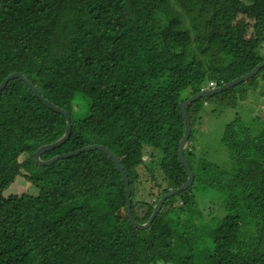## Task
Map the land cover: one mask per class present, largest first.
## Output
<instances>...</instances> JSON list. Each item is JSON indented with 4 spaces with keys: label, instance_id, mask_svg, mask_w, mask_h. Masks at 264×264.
Segmentation results:
<instances>
[{
    "label": "trees",
    "instance_id": "1",
    "mask_svg": "<svg viewBox=\"0 0 264 264\" xmlns=\"http://www.w3.org/2000/svg\"><path fill=\"white\" fill-rule=\"evenodd\" d=\"M263 61L264 0H0V83L20 71L71 116L69 138L41 158L95 143L109 148L128 175L140 223L188 178L178 159L183 102L209 81L221 86ZM260 86L264 92V66L191 102L188 142L204 102L236 108L239 97L258 99ZM78 94L89 104L80 117L73 112ZM66 125L21 78L3 89L0 264H264L263 117L237 115L225 124L221 140L231 164L218 174L204 163L198 175L186 146L193 184L165 200L144 229L129 221L121 173L105 151L36 162L35 150L58 140ZM144 146L152 157L161 151L167 183L150 188V201L137 199V181L152 166ZM19 176L30 188L6 195ZM197 182L222 200L215 226L200 222Z\"/></svg>",
    "mask_w": 264,
    "mask_h": 264
},
{
    "label": "rangeland",
    "instance_id": "2",
    "mask_svg": "<svg viewBox=\"0 0 264 264\" xmlns=\"http://www.w3.org/2000/svg\"><path fill=\"white\" fill-rule=\"evenodd\" d=\"M245 86L246 85H242L239 88V91L243 90L242 93L240 92L241 94L247 92V89L244 90ZM259 88L261 91L258 99H256L257 96H253L251 99H248L245 96L246 99L239 97L240 102L238 103L237 101L236 105L238 104V106H235L236 108L220 107L216 104L207 102L203 103L202 110H200L195 117L193 138L186 145L188 147V152L190 153V163L195 171L198 172V175L200 174L199 169L204 163L210 164L211 168L214 169L215 174L219 173V169H228L230 167L231 162L228 150L221 140L224 126L237 115H241L245 121L253 120L255 116H261L264 118V92L262 91V86ZM240 93L237 92L236 96H239ZM249 95H253V93L249 92ZM88 105V100L83 95L78 94L73 101V112L76 117L88 114ZM256 131L257 133L260 131L259 127ZM143 150L145 153V163H152V166L149 172L143 168L144 173L137 181V187L140 192L137 199L150 201L152 200L149 194L150 188L154 186V189L156 188L157 191V188L162 189L167 187V183L163 171L160 168L162 158L161 151L157 150L156 154L152 157L149 154L150 151L148 146H144ZM208 174L211 175L210 170L208 171ZM29 188L30 183L23 177L19 176L5 191V194H21ZM193 194L196 200V205L200 211V222L208 223L211 221L214 224L213 226H215L225 213L222 200L217 191L208 185L206 188L202 189L200 183L197 182L196 187L193 189ZM182 215H184V213H182ZM202 235H206V232L204 231ZM159 264H162V262ZM164 264L174 263L169 262Z\"/></svg>",
    "mask_w": 264,
    "mask_h": 264
},
{
    "label": "water",
    "instance_id": "3",
    "mask_svg": "<svg viewBox=\"0 0 264 264\" xmlns=\"http://www.w3.org/2000/svg\"><path fill=\"white\" fill-rule=\"evenodd\" d=\"M264 66V61L263 62H260L259 64H257L252 70H250L249 72L237 77V78H234L232 79L231 81L229 82H226L224 83L223 85L221 86H215V87H212L210 89H205V90H201L199 91L198 93L194 94V95H191L189 98H187L183 104H182V113H183V118H184V135L180 141V145H179V148H178V159L180 161V163L185 167L187 173H188V178L187 180L181 184L180 186L176 187V188H173L171 190H169L168 192H166L165 194H163L160 199L156 202L154 208H153V211L149 217V219L144 222V223H140L138 222L134 215H133V212H132V200H131V187H130V181H129V178H128V175L123 167V165L121 164V161L119 160V158L117 157V155L111 151L109 148L105 147L104 145L100 144V143H95V144H91V145H86V146H83L77 150H73V151H70V152H65V153H60V154H57L49 159H42L41 158V155L46 152V151H49L51 149H54L58 146H60L61 144H63L70 136L71 134V131H72V122H71V116L69 114V112L55 104H53L51 101H49L48 99H46L42 93L39 91V89L37 88L36 85H34L31 80L26 77L22 72L20 71H16V72H12L10 73L9 75H7L3 80L2 82L0 83V97H1V94H2V91L3 89L5 88V86L7 85V83L12 80L13 78H21L25 84L29 87V89L35 94L36 97H38V99L40 101H42L46 106H48L49 108L59 112V113H62L66 119V122H67V125H66V129L63 133V135L56 141L54 142H51V143H47V144H43L41 146H39L35 152H34V158L36 160V162L40 165H50L52 164L53 162H55L56 160L58 159H61V158H65V157H69V156H72V155H77L81 152H84V151H89V150H94V149H99V150H103L105 151L107 154L110 155V157L114 160L117 168L119 169L120 173H121V176H122V179H123V182H124V185H125V188H126V192H127V200H126V212H127V216H128V219L129 221L131 222V224H133L134 226L138 227V228H141V229H144V228H147L151 225V223L153 222V220L155 219L156 215L158 214V212L161 210L165 200H167L168 198L176 195L177 193L183 191V190H187L194 182V173L192 171V168L190 166V163L187 159V156L185 155V147L189 141V137H190V134H191V120H190V117H189V114H188V107H189V104L191 102H193L194 100L196 99H199V98H205V97H208V96H211L213 94H216V93H220L224 90H227L235 85H237L238 83L244 81V80H247L249 78H251L252 76H254L261 67Z\"/></svg>",
    "mask_w": 264,
    "mask_h": 264
},
{
    "label": "built area",
    "instance_id": "4",
    "mask_svg": "<svg viewBox=\"0 0 264 264\" xmlns=\"http://www.w3.org/2000/svg\"><path fill=\"white\" fill-rule=\"evenodd\" d=\"M213 86H216L215 82H213V81H209V82L207 83V85L202 86L201 90H204V89H207V88H211V87H213Z\"/></svg>",
    "mask_w": 264,
    "mask_h": 264
},
{
    "label": "clouds",
    "instance_id": "5",
    "mask_svg": "<svg viewBox=\"0 0 264 264\" xmlns=\"http://www.w3.org/2000/svg\"><path fill=\"white\" fill-rule=\"evenodd\" d=\"M213 87H215V86H213ZM202 88V87H201ZM212 88V87H211ZM207 89H210V88H207ZM205 90V89H204ZM201 91V90H200Z\"/></svg>",
    "mask_w": 264,
    "mask_h": 264
}]
</instances>
